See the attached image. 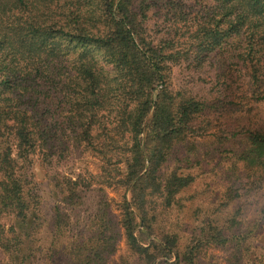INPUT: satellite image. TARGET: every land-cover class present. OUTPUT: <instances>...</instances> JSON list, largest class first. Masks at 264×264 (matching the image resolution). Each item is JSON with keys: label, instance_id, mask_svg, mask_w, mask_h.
Here are the masks:
<instances>
[{"label": "trees", "instance_id": "obj_1", "mask_svg": "<svg viewBox=\"0 0 264 264\" xmlns=\"http://www.w3.org/2000/svg\"><path fill=\"white\" fill-rule=\"evenodd\" d=\"M233 73L264 100V0H0L4 264H110L123 241L117 264H204L213 249L264 264V199L250 219L241 207L187 217L203 144L239 137L221 154L232 176L240 163L264 179V125L226 138L206 119L223 106L208 78ZM85 154L118 199L101 183L88 203L96 177L69 169ZM220 191L227 207L233 186Z\"/></svg>", "mask_w": 264, "mask_h": 264}, {"label": "rangeland", "instance_id": "obj_2", "mask_svg": "<svg viewBox=\"0 0 264 264\" xmlns=\"http://www.w3.org/2000/svg\"><path fill=\"white\" fill-rule=\"evenodd\" d=\"M174 70V78L175 72ZM176 85V81H172ZM206 86L213 90L212 97H220V105L218 111H211L210 115L207 116V122L209 123V129L212 133H217L222 137L231 138L235 132L239 133V129L247 127L254 129L261 125H264V100H260L256 96H253L252 91H254L253 86L248 83L239 73H233L227 76L225 82L223 80L218 83L215 76L211 75L208 78V83ZM264 95V94H263ZM261 95V96H263ZM209 145L203 144L209 147L212 152L207 158L206 163L203 165V177L184 195L186 197L193 198L187 201V212L188 216H191L192 220L188 223L193 226L196 225L193 221L192 213L197 209L201 211V215L210 214L213 210L220 209L216 213L218 217L226 216L230 211H234L236 208L241 207L244 216L249 219L256 215L257 209L260 208L264 199V179L259 177H249L248 172L244 169L243 164L238 165L236 175L231 174V163L234 162L233 154L225 156L221 154L230 149V151H237L239 147V137L230 142H223L220 144H212L208 142ZM223 145V146H222ZM228 157H232V160H228ZM101 167L99 159L92 157V155L85 154L79 157V160L73 162L69 166L76 173H82L87 179L96 177L93 182L96 184V191L90 194L88 203H91L100 196L101 192L98 191L103 183V187H108L107 190L110 197L119 198V191L114 185L109 186L107 181L103 178L98 177L101 173ZM71 170H69L70 172ZM199 171V170H197ZM212 171V172H211ZM36 172L40 174L41 180L44 179L43 172H41L38 167ZM211 172V173H210ZM201 173V172H200ZM233 173V172H232ZM38 174V175H39ZM228 176H232L229 178ZM230 184L233 186V193L235 198L230 202L227 207H220L222 201V195L219 197V192L226 186ZM220 189V190H219ZM41 194L44 197V210L50 217V205L52 203V197L50 196V189L47 187L46 183L40 186ZM114 209L117 208L116 202L113 204ZM128 252L125 242L120 244L119 251L117 255L112 259L110 264H117L121 256L126 255ZM228 251L221 249L210 250L205 258L204 264H229L228 263ZM5 260L0 257V264H4Z\"/></svg>", "mask_w": 264, "mask_h": 264}]
</instances>
